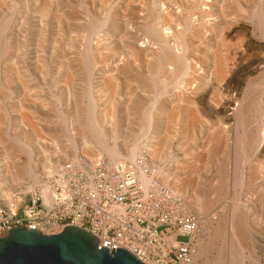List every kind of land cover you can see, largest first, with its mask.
Instances as JSON below:
<instances>
[{
	"label": "rangeland",
	"instance_id": "1",
	"mask_svg": "<svg viewBox=\"0 0 264 264\" xmlns=\"http://www.w3.org/2000/svg\"><path fill=\"white\" fill-rule=\"evenodd\" d=\"M218 1L199 0L198 3V0H102V3L101 0H0V174H3L2 177L4 176L3 178L11 185L5 191L11 193L22 185L13 186L12 181L18 171L17 168L22 169L28 162L29 155L21 147L23 144L29 147L31 152L33 151L35 163H39L40 159H44V153L49 152V148L59 147L60 144L59 148L62 149L69 144L65 136V120L74 117L78 122L81 119L78 126L79 134L84 133L82 137L90 138L86 132L88 129L85 120L88 118L86 112L89 96L86 98L85 95L93 93L95 101L98 105L101 104L99 107L103 106L102 109L111 110L113 106V112H109L108 116L113 113L114 118L117 117L115 122L117 119L118 121L112 124L115 128L110 126L109 137L113 135L117 123L128 118L124 123L127 122L129 127L120 123L119 128H124L121 138L125 142L122 139L121 145L120 143L118 145L122 149H129L132 147L130 145L132 142L138 141L137 136L142 133L144 127V117L141 116H144L145 108L157 99L156 113H159L157 111L166 113L164 112V116L162 114L164 127L157 126L159 119L156 118L157 120L154 121V131L158 133L156 145L164 149V144L167 143V147L163 150L162 158L159 157L161 159L148 155L147 157L153 162L152 164L162 168L164 166L165 182L170 176L171 178L175 176L173 177L175 184H172L184 194L185 200L191 202V211L200 215L202 219L199 248L205 246V249L204 254L199 249L198 254L201 253V257L196 264H219L220 261L221 264L225 262L232 264L231 256L234 251L230 243L228 244L230 241L229 238L227 241L226 236L229 237L231 219L229 216L234 205L238 206L237 230L239 231L236 232L244 249L245 260L242 264H264V142L261 141V136H264V16L260 14L264 13V0ZM261 3L262 6H259ZM188 7H193V15L189 17L190 31L186 30L183 21V15L189 11ZM63 11L65 16L62 14ZM257 12L260 13L257 15ZM112 13L114 18L111 21L107 20L108 15ZM212 18H215L214 21ZM258 18H261L263 21H260L263 23ZM101 20H107L106 24H109L103 27L106 29L97 33L93 28L97 23L103 22ZM118 23L120 27H116ZM160 32L164 35L166 44L169 43L168 45L173 46L172 48L181 55L185 54L186 60L190 61L188 63L191 70L189 69L187 80L181 81L172 77L176 69L175 65L166 66V69H162V73H159V62L155 56L161 50V45L157 46L159 43L157 36ZM180 38L183 40L181 41ZM88 48L95 49L94 56H91L89 62H84L82 57L89 50ZM67 61L71 62L67 63ZM84 68L90 69L93 75ZM139 69L143 71L138 72ZM68 73L72 75L70 74L69 77ZM217 75L220 76L221 81ZM115 76L117 80H113ZM139 81L141 83L137 85ZM67 83L68 85L70 83V87ZM88 87L93 91L90 94ZM164 88L167 89L164 96L161 99L156 98L158 91ZM139 89L142 92L138 91ZM84 91H87L86 94ZM138 94L141 98H138ZM73 96H76V102ZM85 98L88 100L86 101ZM163 102H166L165 105ZM115 103L117 107L114 106ZM133 105L136 110L139 107L137 110L139 112ZM66 110L70 111L66 112ZM125 112L132 114L128 116ZM120 115L127 118L122 119ZM62 117L66 119L63 120ZM31 126H34L35 130H32ZM56 132L59 134L56 135ZM167 134L169 138L171 137L170 140L167 139ZM146 142L143 139L142 144L140 143L141 147H147ZM143 155H145L144 151L140 150L138 157ZM14 165L17 168H14ZM180 170L181 172H178ZM25 182L29 181L24 180L23 183ZM237 248L234 246L236 253L239 251ZM230 251L233 252L232 255Z\"/></svg>",
	"mask_w": 264,
	"mask_h": 264
},
{
	"label": "built area",
	"instance_id": "2",
	"mask_svg": "<svg viewBox=\"0 0 264 264\" xmlns=\"http://www.w3.org/2000/svg\"><path fill=\"white\" fill-rule=\"evenodd\" d=\"M143 155L136 162H66L42 184L25 182L0 197V238L26 228L46 235L77 227L143 264H193L202 219ZM149 177L151 182H146Z\"/></svg>",
	"mask_w": 264,
	"mask_h": 264
},
{
	"label": "bare ground",
	"instance_id": "3",
	"mask_svg": "<svg viewBox=\"0 0 264 264\" xmlns=\"http://www.w3.org/2000/svg\"><path fill=\"white\" fill-rule=\"evenodd\" d=\"M82 1V0H81ZM155 1V0H154ZM213 1H215V0H213ZM218 1V0H217ZM222 1V0H221ZM258 1H260V0H258ZM47 2V1H46ZM101 2H102V0H101ZM219 2V1H218ZM40 3V2H39ZM42 3V2H41ZM103 3V2H102ZM198 3H199V0H198ZM217 3V2H216ZM156 5H157V3H155ZM182 4V3H181ZM260 4V3H259ZM40 5V4H39ZM223 5V4H222ZM228 5V4H227ZM256 5H258V4H256ZM130 6V5H129ZM188 6V5H187ZM200 6V5H199ZM224 6V5H223ZM223 6H221V7H223ZM259 6H262V3H261V5H259ZM264 6V5H263ZM81 7V6H80ZM119 7V6H118ZM82 8V7H81ZM155 8V7H154ZM158 8H160V7H158ZM259 8H261V10H263L262 9V7H259ZM40 9V8H39ZM111 9V8H110ZM109 9V10H110ZM120 9V8H119ZM183 9V8H182ZM185 9V8H184ZM223 9V8H222ZM226 9V8H225ZM258 9V8H257ZM256 9V10H257ZM159 10H161V9H159ZM188 10L189 11H187L184 15H183V21L185 22V27H186V30L187 31H190L189 29L191 28L190 27V21H189V17L191 16V14H192V11H193V7H188ZM216 10V9H215ZM259 10V9H258ZM257 10V11H258ZM62 11V10H61ZM60 11V12H61ZM121 11V10H120ZM154 11H155V9H154ZM255 11V10H254ZM260 11V10H259ZM264 11V10H263ZM59 12V11H58ZM64 12V11H63ZM73 12V11H72ZM90 12V11H89ZM117 12V11H116ZM161 12V11H160ZM211 12V11H210ZM210 12H209V14H210ZM227 12V11H226ZM88 13V12H87ZM156 13H157V11H156ZM223 13H225V12H223ZM258 13H260V12H257V15H258ZM263 13V12H262ZM262 13H260L261 14V16H264V15H262ZM63 15L65 14V12L64 13H62ZM106 14H107V12H106ZM117 14V13H116ZM121 14V13H120ZM251 14V13H250ZM264 14V13H263ZM96 15V14H95ZM165 15V14H164ZM175 15V14H174ZM193 15V14H192ZM226 15V14H225ZM225 15H222V16H225ZM230 15V14H229ZM253 15V14H252ZM19 16V15H18ZM65 16V15H64ZM70 16V15H69ZM71 16H72V13H71ZM94 16V15H93ZM100 16V15H99ZM157 16H159V15H157ZM255 16V15H254ZM91 17V16H90ZM89 17V18H90ZM97 17V16H96ZM118 17H121V16H118ZM166 17V16H165ZM174 17V16H173ZM227 17V16H226ZM257 17V16H256ZM91 18H93V17H91ZM114 18V15H113V13L112 14H109L108 15V18H107V20H110L111 21V19H113ZM158 18V17H157ZM160 18V17H159ZM177 18V17H176ZM224 18V17H223ZM227 18H229V17H227ZM262 18V17H261ZM259 19V21L260 20H262V19ZM69 20H70V18H68ZM72 19V18H71ZM96 19V18H95ZM98 19V18H97ZM121 19V18H120ZM175 19V18H174ZM201 19V18H200ZM213 19V21H214V19L215 18H212ZM226 19V18H225ZM253 19V18H252ZM61 20H62V18H61ZM60 20V21H61ZM68 20V21H69ZM91 20V19H90ZM93 21H94V19H92ZM107 20H105V21H103V20H101V21H103V22H99V23H97V25L93 28V30L95 31V32H97L98 33V31H101L102 29H103V27L104 26H106V25H108V24H106L107 23ZM161 20V19H160ZM210 20H211V18H210ZM218 20V19H217ZM221 20V19H220ZM89 21V20H88ZM110 21H108V22H110ZM119 21V20H118ZM163 21V20H162ZM227 21V20H226ZM263 21V20H262ZM262 21H260V22H262ZM90 22V21H89ZM155 22V21H154ZM158 22V21H157ZM200 22V21H199ZM221 22H223V21H221ZM92 23V22H91ZM113 21H112V25H113ZM182 23V22H181ZM231 23V22H230ZM263 23V22H262ZM7 24V23H6ZM61 24V23H60ZM95 24V23H94ZM111 24V23H110ZM119 24V23H118ZM201 24V23H200ZM217 24V23H216ZM226 24V23H225ZM228 24V23H227ZM226 24V25H227ZM111 25V26H112ZM123 25V24H122ZM122 25H121V29H122ZM114 26H115V24H114ZM113 26V27H114ZM155 26V25H154ZM166 26V25H165ZM194 26V25H193ZM199 26V25H198ZM206 26V25H205ZM204 26V27H205ZM212 26V25H211ZM222 26V25H221ZM260 26H262V25H260ZM110 27V26H109ZM108 27V28H109ZM116 27H120V24L117 26V24H116ZM207 27V26H206ZM215 27V26H214ZM111 28V27H110ZM109 28V29H110ZM148 28V27H147ZM200 28V27H199ZM5 29H6V27H5ZM4 29V30H5ZM104 29H106V28H104ZM103 29V30H104ZM115 29V28H114ZM149 29H151V28H149ZM92 30V32H94ZM120 30V29H119ZM155 30V29H154ZM215 30H217V29H215ZM261 30V29H260ZM263 30V29H262ZM1 31V30H0ZM91 31V30H90ZM112 31V30H111ZM149 31V30H148ZM183 31V30H182ZM218 31V30H217ZM118 32V31H117ZM152 32H153V29H152ZM186 32V31H185ZM192 32V31H191ZM113 33H115V32H113ZM129 33V32H128ZM91 34V33H90ZM94 33H92V35H93ZM218 34V33H217ZM220 34V33H219ZM95 35V34H94ZM129 35V34H128ZM155 35V34H154ZM157 35V34H156ZM193 35V34H192ZM231 35V34H230ZM129 36H131V35H129ZM219 36V35H218ZM221 36H222V34H221ZM220 36V37H221ZM263 36V35H262ZM89 37V36H88ZM125 37H127V36H125ZM205 37V36H204ZM215 37V36H214ZM8 38H9V36H8ZM157 38H158V41H159V43H158V45L157 46H160L161 45V47H160V51L157 53V55L155 56V59L156 60H158V62H159V68H158V70H159V73L161 72L162 73V71L163 70H165L166 69V66H169V65H175L176 66V69L173 71V74H172V77H176V78H178V79H181V81L182 80H187V78H188V73L190 72L189 71V69H190V64L188 63V61L186 60L187 58H185L186 56H184L183 54L181 55V53H179V52H177L176 50H174V48H172V47H170L168 44H166L165 42H166V39H165V37H164V35H162V32H160V35H158L157 36ZM186 38V37H185ZM4 39V38H3ZM90 39V41H91V38H89ZM128 39H131V38H128ZM154 39V38H153ZM181 39V38H180ZM201 39V38H200ZM204 39V38H203ZM223 39V38H222ZM221 39V40H222ZM183 39H181V41H182ZM207 40V39H206ZM130 41V40H129ZM150 41H152V40H150ZM149 41V42H150ZM170 41V40H169ZM134 42V41H133ZM128 43V42H127ZM157 43V42H156ZM176 43V42H175ZM180 43V42H179ZM186 43V42H185ZM223 43V42H222ZM90 44H91V42H90ZM131 43H129V45H130ZM137 44V43H136ZM153 44H155V42L153 43ZM177 44V43H176ZM11 45H13V44H11ZM107 45V44H106ZM126 45V44H125ZM139 45V44H138ZM141 45V44H140ZM144 45H145V43H144ZM180 45H182L183 46V44H180ZM187 45V44H186ZM107 46H109V45H107ZM106 46V47H107ZM124 46V45H123ZM177 46V45H176ZM185 46V45H184ZM192 46V45H191ZM190 46V47H191ZM202 46V45H201ZM208 46V45H207ZM213 46H215V45H213ZM13 47V46H12ZM84 47V46H83ZM86 47V46H85ZM125 47V46H124ZM148 47V46H147ZM6 48V47H5ZM9 48V47H8ZM95 48V47H94ZM127 48V47H126ZM136 48V47H135ZM212 48V47H211ZM86 49H87V47H86ZM89 49V48H88ZM149 49V48H148ZM187 49V48H186ZM197 49V48H196ZM83 50V49H82ZM93 50H95V49H89V50H87L85 53H84V57H82V58H84V59H82L84 62H89V60L91 59V56L94 54V51ZM130 50V49H129ZM147 50V49H146ZM5 51V50H4ZM152 51V50H151ZM184 51V50H183ZM215 51H217V50H215ZM215 51H214V53H215ZM1 52H3V51H1ZM82 52V51H81ZM80 52V53H81ZM173 52V53H172ZM8 54V53H7ZM82 54V53H81ZM80 54V55H81ZM150 54V53H149ZM148 54V55H149ZM3 55V54H2ZM13 56V55H12ZM94 56V55H93ZM150 56V55H149ZM80 57V56H79ZM146 57H147V55H146ZM1 58V57H0ZM15 58V57H14ZM71 59H73L74 60V58H72V57H70ZM93 58V57H92ZM128 58V57H127ZM150 58H151V56H150ZM62 59V58H61ZM129 59V58H128ZM215 59H216V54H215ZM224 59V58H223ZM226 59V58H225ZM230 59V58H229ZM72 60V61H73ZM79 60V59H78ZM81 60V61H82ZM139 60V59H138ZM142 60V59H141ZM151 61H152V59H150ZM13 61V60H12ZM60 61V60H59ZM83 61L81 62V63H83ZM150 61V62H151ZM154 61V60H153ZM70 63L71 61H67V63ZM143 62V61H142ZM148 63L147 62V64H151V63ZM190 62V61H189ZM215 62V61H214ZM219 61H217V63H218ZM74 64V63H73ZM78 64V63H77ZM141 64V63H140ZM143 64H144V62H143ZM146 64V65H147ZM216 64V63H215ZM13 65H15V64H13ZM84 65L86 66V63H84ZM59 66V65H58ZM75 66H76V64H75ZM152 66H153V64L152 65H150V67L152 68ZM206 66V65H205ZM216 66V65H215ZM230 66V65H229ZM13 67V66H12ZM16 67V66H15ZM64 67V66H63ZM70 67V66H69ZM68 67V68H69ZM88 67H89V64H88ZM87 67V68H88ZM141 67H142V65H141ZM141 67H138V68H141ZM218 67L219 66H217L216 68L218 69ZM18 68V67H17ZM75 68V67H74ZM78 68V67H77ZM86 68V69H87ZM90 68H92V67H90ZM148 69H149V66L147 67ZM212 68H214V67H212ZM233 68V67H232ZM1 69V68H0ZM13 69H15V68H13ZM64 69V68H63ZM71 69V68H70ZM80 69V68H79ZM114 69V68H113ZM142 69V68H141ZM163 69V70H162ZM203 69V68H202ZM220 69V68H219ZM11 70V69H10ZM62 70V69H61ZM61 70H59V72H61ZM72 70V69H71ZM84 70H85V68H84ZM151 70V69H150ZM149 70V71H150ZM157 70V71H158ZM191 70V69H190ZM204 70H206V69H204ZM8 71V70H7ZM70 71V70H69ZM68 71V72H69ZM74 71H76V70H74ZM78 71V70H77ZM86 72H90L91 70L89 69H87V70H85ZM110 71V70H109ZM120 71H121V69H120ZM138 71V70H137ZM140 71H143V70H140L139 69V71L138 72H140ZM219 70H217V73H219L218 72ZM14 72H16V71H14ZM62 72H63V70H62ZM66 72V71H65ZM92 72H94V71H92ZM108 72V71H107ZM107 72H105V73H107ZM111 72H112V70H111ZM110 72V73H111ZM114 72V71H113ZM116 72V71H115ZM126 72V71H125ZM130 72V71H129ZM147 72V71H146ZM206 72V71H205ZM208 72V71H207ZM4 73H5V71H4ZM17 73H19L20 74V72H17ZM17 73H15L16 75H18ZM75 73V72H74ZM120 73V72H119ZM137 73V72H136ZM148 73V72H147ZM226 73V72H225ZM69 75V77H70V74L71 73H68ZM76 74V73H75ZM74 74V75H75ZM81 74V73H80ZM79 74V75H80ZM89 74H92L93 75V73H89ZM125 74V73H124ZM127 74V73H126ZM134 74V73H133ZM140 74V73H139ZM208 74V73H207ZM220 74H221V72H220ZM14 75V74H13ZM64 75H65V73H64ZM72 75V74H71ZM86 75H88L87 73H86ZM130 75V74H129ZM190 75V74H189ZM7 76V75H6ZM67 76V78H69ZM90 76V75H89ZM101 76V75H100ZM99 76V77H100ZM102 76H103V74H102ZM139 76V75H138ZM144 76H145V74H144ZM205 76H206V73H205ZM219 75H217V77H218ZM18 77V76H17ZM85 77V76H84ZM93 76H91V78H92ZM109 77V76H108ZM134 77H136V75L134 74ZM140 77V76H139ZM139 77H137V78H139ZM208 77V76H207ZM8 78V77H7ZM73 78L74 79H76L74 76H73ZM95 78V77H94ZM125 78H127L128 79V76L126 77V75H125ZM225 78V77H224ZM5 79H6V77H5ZM13 79V78H12ZM15 79V78H14ZM116 79V76H115V78L113 79V80H115ZM129 79H131L130 78V76H129ZM136 79V78H135ZM142 79V78H141ZM219 80H220V76H219V78H218ZM63 80H65V79H63ZM73 80V79H72ZM117 80V79H116ZM140 80V79H139ZM148 80V79H147ZM208 80V79H207ZM209 80H210V78H209ZM218 80V81H219ZM11 81V80H10ZM9 81V82H10ZM14 81V80H13ZM19 81V80H18ZM20 81H21V79H20ZM19 81V82H20ZM74 81V80H73ZM88 81H90L89 80V78H88ZM94 81V80H93ZM202 81V80H201ZM221 81V80H220ZM121 82V81H120ZM134 82H136L135 80H134ZM144 82V81H143ZM223 82H224V80H223ZM90 83V82H89ZM96 83V82H95ZM104 83V82H103ZM141 83V81H139V83H136L137 85L138 84H140ZM154 83H155V81H154ZM198 83V82H197ZM7 84H8V82H7ZM65 84H66V81H65ZM72 84V83H71ZM74 84V83H73ZM92 84V83H91ZM117 84V83H116ZM120 84V83H119ZM119 84H117V85H119ZM261 84V83H260ZM67 85H68V83H67ZM69 85H70V83H69ZM68 85V86H69ZM116 85V86H117ZM200 85V84H199ZM224 86H225V84H224ZM67 87V86H66ZM70 87V86H69ZM97 87V86H96ZM261 87V86H260ZM259 87V88H260ZM88 88H90V87H88ZM139 88V87H138ZM74 89V88H73ZM76 89V88H75ZM92 88H90V91H89V94H90V92L92 91L91 90ZM118 89V88H117ZM221 89V88H220ZM219 88H218V90H220ZM225 89V88H224ZM77 90V89H76ZM86 90H87V87H86ZM108 90V89H107ZM202 90V89H201ZM217 90V89H216ZM70 91V90H69ZM72 91V90H71ZM105 91V90H104ZM138 91H140V89L138 90ZM167 91V89L166 88H164L163 90H159L158 92V94H157V97L156 98H158V99H161V97L162 96H164L163 94L165 93ZM175 91V90H174ZM177 91V90H176ZM200 91V90H199ZM73 92L75 93V91L73 90ZM85 92V91H84ZM87 92V91H86ZM86 92H85V94H86ZM93 92V91H92ZM91 92V93H92ZM103 92V91H102ZM140 92H142V91H140ZM144 92V91H143ZM169 92V91H168ZM179 92H181L180 90H179ZM178 92V93H179ZM219 92V91H218ZM69 93V92H68ZM73 93V94H74ZM77 93V92H76ZM116 93H117V91H116ZM221 94H222V92H220ZM255 93V92H254ZM84 94V93H83ZM132 94H133V91H132ZM137 94V93H136ZM196 94V93H195ZM198 94H199V92H198ZM71 95H72V93H71ZM193 95V94H192ZM197 95V94H196ZM78 96V95H77ZM86 96H89V98L88 97H86ZM95 96V95H94ZM96 96H97V94H96ZM95 96V97H96ZM135 96V95H134ZM138 96V98L140 97V95L138 94L137 95ZM54 97V96H53ZM70 97V96H69ZM74 97V96H73ZM76 97V96H75ZM74 97V98H75ZM83 97V96H82ZM85 97L86 98H88L89 99V103H88V111L86 112L87 113V115H88V118L86 119L85 118V120H87V122H86V124H87V129H88V131H86L85 129V131L86 132H88V134H89V139H86V138H84V137H82V134H84V133H82L81 135L79 134L80 132V128L78 127L79 126V122H80V120H79V122H78V120H77V118L76 117H74L73 119H71V120H65L66 119V117H65V119H63V117H62V119L63 120H65L66 121V123H65V125H66V138H67V141L69 142V144H67V145H65V147H63V146H61V147H63L62 149L61 148H59L60 147V144H59V147H54V148H52V149H50L49 148V152L47 151V152H45L44 153V159H40V161H39V163H35V159H34V157H33V154H32V152L30 151V149H29V147H27V146H21V145H19V146H21L22 148H23V150H25L26 152H28V155H29V158H28V162H26V164H22L23 165V167H22V169H18L17 167H16V165H14V168L16 167L17 168V170L18 171H16V173H15V176L13 177V186L16 184H23V182H24V180H28V181H31V182H33L34 184H38V185H41L42 184V178H49V177H51L55 172H56V170L58 169V167L59 166H61V164H64V163H66V162H74V163H80V162H82V161H88V162H94V161H96V160H99V159H102L103 157L102 156H105V157H107V159H109L110 161H113V162H136V160H137V158H138V154H139V152H140V150H143L144 151V153H145V156H153V157H158V159H161L162 158V155H163V150L165 149L166 150V148L165 147H167L166 145H167V143H165L164 145V149L162 148V149H160L157 145H156V139L158 138V133L156 132V131H154V129H155V125H154V121H155V119L157 118V119H159V122H157V126L160 128V127H164L165 125H162L163 123H162V121H164L163 120V117H162V114H163V116H164V112H160V111H157V112H159V113H156V110H155V104L157 103V99H156V102H151V105L150 106H147V104H146V108H145V110H144V116H141V118H143L144 117V127H143V131H142V133L140 134V133H138V134H140V135H138L137 136V142L135 141V143H131L130 145L132 146H130L131 148H129V149H122V148H120L118 145H119V143L121 142L120 140H122L123 138H121V136H123L121 133H123V131H122V129H124V128H122V129H119L120 128V123H122V124H125L124 122L128 119L127 118V116H124V117H126L127 119H125L124 117H121V115H120V117L122 118V119H125L123 122H120V123H117L118 125H117V128L115 129V131H113V135L111 136V137H109V134H110V132H111V129H110V126L112 125V124H115L117 121H118V119H117V121L115 122V119L117 118L116 116V118H114V115H113V113L111 114L110 113V116H108V114H109V112H113V106L111 107V110H106V108L104 109H102V107L100 108L99 106L101 105H98V103L95 101V99H94V97H93V93L91 94V95H85ZM154 97V96H153ZM184 97V96H183ZM245 97V96H244ZM85 98V99H86ZM138 98H135V100H137ZM141 98V97H140ZM145 98V97H144ZM28 99V98H27ZM56 99H57V97H56ZM84 99V98H83ZM88 99H86V101L88 100ZM117 99V98H116ZM142 99H143V97H142ZM142 99H140V100H142ZM175 99H176V96H175ZM174 99V100H175ZM58 100V99H57ZM78 100V99H77ZM149 100V99H148ZM187 100V99H186ZM73 101H74V99H73ZM116 100H114V102H115ZM126 101V100H125ZM138 101H139V99H138ZM137 101V102H138ZM192 101V100H191ZM60 102V101H59ZM74 102H76V98H75V101ZM78 102V101H77ZM113 102V103H114ZM131 102H132V100H131ZM135 101H134V99H133V103H134ZM136 102V103H137ZM146 102V101H145ZM169 102V101H168ZM173 102V101H172ZM82 103V102H81ZM84 103V102H83ZM82 103V104H83ZM112 103V104H113ZM128 103V102H127ZM127 103H125V104H127ZM161 103V102H160ZM165 103L166 102H163V104L165 105ZM135 104V103H134ZM139 104H140V102H139ZM162 104V103H161ZM170 104V103H169ZM189 104V103H188ZM191 104V103H190ZM137 105V104H136ZM148 105H149V103H148ZM187 105V104H186ZM71 106V105H70ZM76 106V105H75ZM85 106V105H84ZM87 106V105H86ZM114 106H116V103H115V105ZM128 106H129V104H128ZM130 106H131V103H130ZM134 106V105H133ZM141 106V105H140ZM117 107V106H116ZM120 107V106H119ZM132 107V106H131ZM168 107V106H167ZM171 107V106H170ZM243 107V106H242ZM42 108V107H41ZM78 108H79V106H78ZM78 108H75V109H78ZM109 108H110V106H109ZM115 108V107H114ZM160 108V107H159ZM186 108V107H185ZM250 108V107H249ZM66 109V108H65ZM122 109H124V108H122ZM130 109V108H129ZM134 109L136 110V108H135V106H134ZM139 109V107L137 108V110ZM167 109V108H166ZM191 109H192V107H191ZM116 110V109H115ZM114 110V111H115ZM120 110V111H119ZM118 111L119 112H121V109H119ZM136 110V111H137ZM243 110V109H242ZM242 110H241V112H242ZM61 111V110H60ZM59 111V114L61 113ZM63 111V110H62ZM70 111V110H69ZM69 111H67L66 110V112H69ZM72 111V110H71ZM79 111V110H78ZM78 111H76V112H78ZM118 111H117V113H118ZM122 111H125V110H122ZM130 111H131V109H130ZM163 111V110H162ZM168 111V110H167ZM236 111V110H235ZM81 112V111H80ZM79 112V113H80ZM133 112V111H132ZM137 112H139V111H137ZM184 112V111H183ZM238 112H240V109H239V111ZM126 113V112H125ZM127 113H129V111H127ZM126 113V115H128V116H130L132 113H130V115L129 114H127ZM143 113V112H142ZM166 113V112H165ZM169 113V112H168ZM256 113V112H255ZM27 114V113H26ZM26 114H24V115H26ZM81 114V113H80ZM120 114V113H119ZM118 114V115H119ZM239 114V113H238ZM84 115V114H83ZM117 115V116H118ZM122 115H123V112H122ZM125 115V114H124ZM184 115V114H183ZM241 115V114H240ZM239 115V117H242V116H240ZM244 115V114H243ZM67 116V115H66ZM82 116V115H81ZM236 116H237V113H236ZM119 117V116H118ZM132 117V116H131ZM130 117V118H131ZM26 118V117H25ZM29 118H31V117H29ZM61 118V117H60ZM70 118H72V117H70ZM69 118V119H70ZM133 118V117H132ZM134 118H135V116H134ZM168 118V117H167ZM238 118V117H237ZM26 119H28V117L26 118ZM156 119V120H157ZM165 119V118H164ZM175 119V118H174ZM241 119V118H240ZM29 120V119H28ZM61 120V119H60ZM235 120H237V119H235ZM234 120V121H235ZM64 121V122H65ZM122 121V120H121ZM262 121V120H261ZM26 122H28V121H26ZM82 122V121H81ZM129 122V121H128ZM184 122V121H183ZM238 122H239V119H238ZM25 123V122H24ZM32 123V122H31ZM170 123H171V121H170ZM27 124V123H26ZM82 124V123H81ZM121 124V125H122ZM129 124V123H128ZM33 125V124H32ZM84 125V124H83ZM125 125H127V122H126V124ZM124 125V126H125ZM198 125V124H197ZM56 126H58V125H56ZM56 126L55 127H53V129L55 130V128H56ZM64 126V125H63ZM113 127H114V125H112ZM128 126V125H127ZM127 126H126V128H127ZM32 127V126H31ZM113 127H111V128H113ZM129 127V126H128ZM184 127V126H183ZM258 127H259V125H258ZM257 127V128H258ZM33 128H35L34 126L32 127V130H35V129H33ZM64 128V127H63ZM115 128V127H114ZM113 128V129H114ZM171 128V127H170ZM173 128V127H172ZM171 128V129H172ZM181 128V127H180ZM185 128V127H184ZM236 128V127H235ZM261 128V127H260ZM259 128V129H260ZM127 129H129V128H127ZM126 129V130H127ZM189 129H190V127H189ZM53 130V131H54ZM58 130V129H57ZM125 130V131H126ZM157 130V129H156ZM165 130H166V128H165ZM183 130H185V129H183ZM182 130V131H183ZM61 131V130H60ZM122 131V132H121ZM128 131V130H127ZM158 131H161L160 129H158ZM259 131V130H258ZM257 131V132H258ZM162 133H163V131H161ZM160 132V133H161ZM167 132H168V130H167ZM185 132V131H184ZM184 132H183V134H184ZM190 132V131H189ZM236 132V131H235ZM238 132V131H237ZM35 133V132H34ZM57 134L56 135H58L59 133L58 132H56ZM63 133V132H62ZM161 133V134H162ZM86 134V133H85ZM165 134V133H164ZM260 134V133H259ZM39 135V134H38ZM169 135H170V132H169ZM168 134H167V137L169 136ZM40 136V135H39ZM60 136V135H59ZM64 136V137H65ZM238 136V135H237ZM255 136V135H254ZM244 137H245V135H244ZM262 138H261V141L262 142H264V136H261ZM56 138V137H55ZM125 138V137H124ZM129 137H127V140H129L128 139ZM171 138V137H170ZM170 138L168 137L167 139H169L170 140ZM215 139H216V137H214ZM217 138H219V137H217ZM134 139H135V137H134ZM146 140L147 142V144H146V146L147 147H145V146H143L144 144H145V142L143 143V147H141V142H142V140ZM221 139V138H220ZM15 140V139H14ZM17 140V139H16ZM57 140V139H56ZM58 140L60 141V139L58 138ZM124 140V139H123ZM139 140L141 141V142H139ZM214 140V139H213ZM258 140V139H257ZM21 141V140H20ZM112 141V144H110V142ZM168 141V140H167ZM17 142V141H16ZM35 142V141H34ZM124 142H125V140H124ZM124 142L122 143V144H124ZM128 142V141H127ZM131 142V141H130ZM166 142V141H165ZM191 142V141H190ZM243 142V141H242ZM262 142H261V144H262ZM13 143H14V141H13ZM18 143V142H17ZM33 143V142H32ZM141 143V144H140ZM168 143H169V141H168ZM212 143V142H211ZM16 144V143H15ZM26 144V143H25ZM193 144H194V142H193ZM216 144H218V143H216ZM3 145V144H2ZM120 145H121V143H120ZM129 145V144H128ZM163 145V144H162ZM244 145V144H243ZM246 145V144H245ZM244 145V146H245ZM5 146V145H4ZM16 146V145H15ZM14 146V147H15ZM33 146V145H32ZM9 147V146H8ZM51 147H53V146H51ZM97 147H99V148H97ZM218 147V146H217ZM220 147V146H219ZM241 147V146H240ZM31 148V147H30ZM45 149H46V147H44ZM4 149H5V147H4ZM10 149V148H9ZM17 149V148H16ZM15 149V150H16ZM38 149H40V148H38ZM19 150H20V148H19ZM13 151H14V149H13ZM17 151H18V149H17ZM36 151V150H35ZM242 151V150H241ZM22 152V151H21ZM39 152V151H38ZM6 153V152H5ZM10 153H12V152H10ZM40 154V153H39ZM43 154V153H42ZM6 155V154H5ZM8 155V154H7ZM11 155V154H10ZM178 155V154H177ZM40 156H41V154H40ZM43 156V155H42ZM161 156V158H159ZM179 156V155H178ZM104 157V158H105ZM164 157V156H163ZM200 157V156H199ZM173 158V157H172ZM177 160V159H176ZM182 160V159H181ZM247 160V159H246ZM245 160V161H246ZM154 161V160H153ZM158 161V160H157ZM166 161V160H165ZM168 161V160H167ZM172 161V160H171ZM177 161H179V160H177ZM38 162V161H37ZM152 162V161H151ZM154 162H156V161H154ZM173 162V161H172ZM172 162H170V163H172ZM153 163V162H152ZM177 163H179V162H176V164ZM184 163V162H183ZM15 164V163H14ZM165 164H167V163H165ZM173 165V164H172ZM19 166H21L20 164H19ZM18 166V167H19ZM171 166V165H170ZM169 166V167H170ZM263 166V165H262ZM168 167V168H169ZM173 167V166H172ZM243 167V166H242ZM180 168H181V166H180ZM0 170H1V168H0ZM14 170V169H13ZM164 166H163V168L161 167L160 169H159V171H160V173H161V175H163V177H166V175H164ZM172 170V169H171ZM243 170V169H242ZM9 171H10V169H9ZM166 171V170H165ZM178 172H181V170L180 171H178ZM5 173V172H4ZM12 173H14V172H12ZM177 173V172H176ZM192 173V172H191ZM2 175L3 174H0V197H4V198H10V196H11V194H10V191L9 192H6L5 191V189H7V188H10V186L11 185H9L8 183V180L7 179H4L3 177H2ZM9 175V174H8ZM170 175V174H169ZM191 175V174H190ZM7 176V175H6ZM13 176V175H12ZM240 176V175H239ZM242 176V175H241ZM173 177H175V176H173ZM171 178V176H170V178H168L167 180H166V183L169 185L170 183L172 184H175V182H174V178ZM12 178V177H11ZM179 179V178H178ZM242 179V178H241ZM145 180H146V182H151V179L149 178V177H145ZM164 180V179H163ZM182 181V180H181ZM188 181V180H187ZM241 181V180H240ZM194 182V181H193ZM244 182V181H243ZM170 184V185H171ZM172 184V185H173ZM6 185L8 186V187H6ZM241 186V185H240ZM173 187H174V189L178 192V193H180V195H184L182 192H180L179 190H178V188L177 187H175L174 185H173ZM230 191V190H229ZM233 191V190H232ZM186 193H187V191H186ZM240 193H242V192H240ZM234 195V194H233ZM199 197V196H198ZM186 198V197H185ZM240 200V199H239ZM236 203V202H235ZM234 203V204H235ZM185 205H186V207L187 208H189L190 210H191V202L190 201H188L187 199H186V201H185ZM237 205V204H236ZM264 205V204H263ZM244 208L246 209V207L244 206ZM202 209V208H201ZM231 209V208H230ZM229 210V209H228ZM228 210H226V211H228ZM198 212H200V210H198ZM230 212V211H229ZM228 212V213H229ZM237 212H238V206L236 207L235 205H234V208L232 207V211H231V216H229V217H231V221L229 220V222H230V226H229V229L230 230H228V232H229V237H228V233L226 234L227 236H226V238H227V241H228V238H229V241L230 242H228V244L230 245V247H231V249H232V251H234V254L232 255V251H230V253H231V255H230V253H229V255L232 257V264H242L243 262H244V249H243V247H242V245H241V243L239 242V238H238V235H237V232L236 231H239V230H237ZM226 213V212H225ZM200 214V213H199ZM202 214V213H201ZM227 214V213H226ZM228 216V215H227ZM225 220V219H224ZM245 221V220H244ZM243 221V222H244ZM222 222H224L223 220H222ZM248 222V221H247ZM226 223V222H225ZM228 223V222H227ZM226 223V224H227ZM243 225V224H242ZM262 225V224H261ZM247 226V225H246ZM228 226L226 225V228H227ZM249 228V227H248ZM228 229V228H227ZM225 234V233H224ZM202 237V236H201ZM203 240V239H202ZM227 244V246H229ZM226 246V247H227ZM234 246H237L238 248H237V250L239 249V251H237V253L235 252V249H234ZM201 247H202V245H201ZM205 247V246H204ZM204 247H202V248H199V249H201L200 251H201V253H203L204 254ZM228 249V248H227ZM230 249V248H229ZM207 251V250H206ZM229 252V251H228ZM201 253L200 254H198L197 256H196V258H195V260H194V262H193V264H196L197 263V261H198V259L201 257ZM229 256V257H230ZM228 257V259H231V258H229ZM251 257V256H250ZM219 258V257H218ZM249 258V257H248ZM257 262V261H256ZM226 263V262H225ZM224 263V264H225ZM228 263V262H227ZM217 264V263H216ZM219 264H221V261H220V263Z\"/></svg>",
	"mask_w": 264,
	"mask_h": 264
},
{
	"label": "water",
	"instance_id": "4",
	"mask_svg": "<svg viewBox=\"0 0 264 264\" xmlns=\"http://www.w3.org/2000/svg\"><path fill=\"white\" fill-rule=\"evenodd\" d=\"M99 241L77 227L54 235L13 229L0 238V264H143L122 249L99 250Z\"/></svg>",
	"mask_w": 264,
	"mask_h": 264
}]
</instances>
